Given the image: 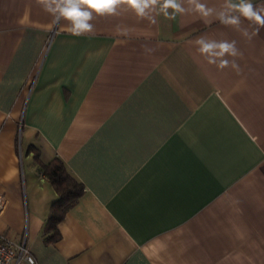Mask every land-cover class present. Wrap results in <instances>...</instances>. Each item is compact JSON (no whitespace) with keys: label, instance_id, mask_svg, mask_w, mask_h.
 <instances>
[{"label":"crops","instance_id":"0c3cea01","mask_svg":"<svg viewBox=\"0 0 264 264\" xmlns=\"http://www.w3.org/2000/svg\"><path fill=\"white\" fill-rule=\"evenodd\" d=\"M66 2L0 0V233L35 264H264V0H72L79 35ZM55 157L85 189L48 240Z\"/></svg>","mask_w":264,"mask_h":264},{"label":"trees","instance_id":"16d2710c","mask_svg":"<svg viewBox=\"0 0 264 264\" xmlns=\"http://www.w3.org/2000/svg\"><path fill=\"white\" fill-rule=\"evenodd\" d=\"M40 171L58 194V199L51 204L49 209L47 239L51 240L58 236L55 225L63 218L67 209L78 200L85 188L68 172L63 161L58 157L42 164Z\"/></svg>","mask_w":264,"mask_h":264},{"label":"clouds","instance_id":"9594fccd","mask_svg":"<svg viewBox=\"0 0 264 264\" xmlns=\"http://www.w3.org/2000/svg\"><path fill=\"white\" fill-rule=\"evenodd\" d=\"M90 8L97 12L112 11L113 5L116 0H83ZM136 0H132L135 4ZM173 7H178V5H172ZM49 11L54 14L58 13L57 19L64 17L72 22V31L74 34L79 35L82 31L90 30L92 25L88 21L92 18V12L88 10H83L79 3H73L72 0H67L66 3L60 4L56 3L55 7L51 4L48 6ZM243 12L253 17L257 22L264 23V19L252 10L251 4H246L243 6Z\"/></svg>","mask_w":264,"mask_h":264},{"label":"built area","instance_id":"2783aa9c","mask_svg":"<svg viewBox=\"0 0 264 264\" xmlns=\"http://www.w3.org/2000/svg\"><path fill=\"white\" fill-rule=\"evenodd\" d=\"M7 199L0 194V213L6 208ZM36 260L25 241H15L0 233V264H35Z\"/></svg>","mask_w":264,"mask_h":264}]
</instances>
